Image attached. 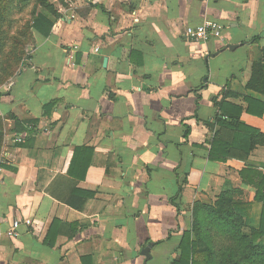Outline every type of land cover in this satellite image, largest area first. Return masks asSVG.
Listing matches in <instances>:
<instances>
[{
	"label": "crops",
	"instance_id": "obj_1",
	"mask_svg": "<svg viewBox=\"0 0 264 264\" xmlns=\"http://www.w3.org/2000/svg\"><path fill=\"white\" fill-rule=\"evenodd\" d=\"M50 2L60 13L49 12L52 32L33 31L28 65L0 89V115L40 129L19 141L26 133L6 122L0 264H172L194 204L228 181L253 203L257 224L262 205L240 172L264 173V143L248 150L218 122L216 103L264 134V86L248 87L264 62V0ZM205 21L222 24L221 37L193 42L187 28ZM217 136L236 137L226 161L210 159ZM85 146L86 177L70 176ZM74 193L76 205L92 195L79 209L68 204Z\"/></svg>",
	"mask_w": 264,
	"mask_h": 264
},
{
	"label": "trees",
	"instance_id": "obj_2",
	"mask_svg": "<svg viewBox=\"0 0 264 264\" xmlns=\"http://www.w3.org/2000/svg\"><path fill=\"white\" fill-rule=\"evenodd\" d=\"M35 1L40 4V9L31 23V31L33 33L36 30L44 36H49L55 24L49 12L57 17L60 13L49 0ZM258 40L259 37L254 38V41ZM262 51L264 52V49ZM253 73L248 87L263 90L258 86H264L263 61L255 63ZM216 104L222 110V114L217 117L218 122L222 126L233 128L237 131L236 134L241 133L245 140L249 141L248 150L255 148L256 144L264 143V134L241 124L240 115L229 112L226 101ZM8 118L13 120L14 131L26 133L19 141H30L40 131L38 120L21 121L15 115L8 117L0 115V155L4 142L3 128ZM189 134L190 128L186 130L185 137L188 138ZM257 135L259 140H255ZM235 138L229 143L219 139L218 136L215 137L210 159L226 161L230 150L237 146ZM92 151V148L86 146L75 149L69 170L70 176L77 177L75 170L82 169L83 175L77 178L86 177ZM240 176L243 177L244 184L256 189L254 200L262 205L257 224H253L250 218L253 203L245 201L242 190L235 188L228 181L214 202L197 201L194 204L192 227L183 231L179 245L181 255L172 264H264V173L257 168L248 167L240 172ZM90 195L92 193H87L81 204L76 205L77 194L74 193L69 198L68 204L82 209Z\"/></svg>",
	"mask_w": 264,
	"mask_h": 264
},
{
	"label": "rangeland",
	"instance_id": "obj_3",
	"mask_svg": "<svg viewBox=\"0 0 264 264\" xmlns=\"http://www.w3.org/2000/svg\"><path fill=\"white\" fill-rule=\"evenodd\" d=\"M39 9L40 4L35 0H0V89L11 86L13 79L28 65L35 45L31 23ZM3 131L5 139L6 125ZM215 200L213 196L200 201ZM192 223L193 212L189 228Z\"/></svg>",
	"mask_w": 264,
	"mask_h": 264
},
{
	"label": "built area",
	"instance_id": "obj_4",
	"mask_svg": "<svg viewBox=\"0 0 264 264\" xmlns=\"http://www.w3.org/2000/svg\"><path fill=\"white\" fill-rule=\"evenodd\" d=\"M225 27L217 21H205L200 25L189 26L187 28V35L196 43L207 42L213 38L221 37ZM99 48H95V52H99ZM27 224H31L30 220L26 221ZM19 226V221L14 222V228ZM13 234V232H12Z\"/></svg>",
	"mask_w": 264,
	"mask_h": 264
},
{
	"label": "water",
	"instance_id": "obj_5",
	"mask_svg": "<svg viewBox=\"0 0 264 264\" xmlns=\"http://www.w3.org/2000/svg\"><path fill=\"white\" fill-rule=\"evenodd\" d=\"M238 45H228V48L230 49H236ZM154 247V243L149 244L144 250H143V255L146 257V262H148L151 258V250Z\"/></svg>",
	"mask_w": 264,
	"mask_h": 264
}]
</instances>
